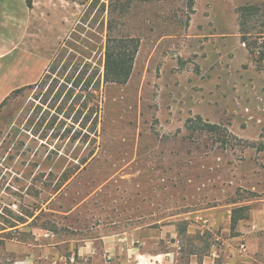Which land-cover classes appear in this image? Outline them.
Returning <instances> with one entry per match:
<instances>
[{
    "label": "rangeland",
    "instance_id": "rangeland-1",
    "mask_svg": "<svg viewBox=\"0 0 264 264\" xmlns=\"http://www.w3.org/2000/svg\"><path fill=\"white\" fill-rule=\"evenodd\" d=\"M68 1L46 72L0 106V264H64L48 245L115 204L155 226L264 199V0ZM108 19L124 83L104 80Z\"/></svg>",
    "mask_w": 264,
    "mask_h": 264
},
{
    "label": "crops",
    "instance_id": "crops-1",
    "mask_svg": "<svg viewBox=\"0 0 264 264\" xmlns=\"http://www.w3.org/2000/svg\"><path fill=\"white\" fill-rule=\"evenodd\" d=\"M68 3L32 0L28 7L26 0H0V105L40 81L67 35ZM217 196L191 216H170L158 226L115 204L107 225L48 245L46 252L56 256L63 246L64 264H264V199ZM241 209L245 215H238Z\"/></svg>",
    "mask_w": 264,
    "mask_h": 264
},
{
    "label": "trees",
    "instance_id": "trees-1",
    "mask_svg": "<svg viewBox=\"0 0 264 264\" xmlns=\"http://www.w3.org/2000/svg\"><path fill=\"white\" fill-rule=\"evenodd\" d=\"M80 3H84L87 2V0H77ZM127 1V0H125ZM28 7H31L32 5V0H26ZM94 0H91L89 3V8H93V6L95 5ZM116 1L115 0H109V5L108 8L112 6V3ZM117 6V3L115 5V7ZM113 28L112 26V20L108 19V21L106 22V30H107V34H106V40H105V52H104V80H109L111 82H126L129 72H130V68H131V62L134 58V52L131 53L128 52V55L126 54L125 50H120V43L122 42H131L130 39L127 38H119L116 39L112 34H111V29ZM33 86H27L23 89H19L17 91H14L11 95L20 93L21 91H23L24 89H30ZM10 95V96H11ZM9 96V97H10ZM7 97L4 102L2 104H4L8 98ZM1 104V105H2ZM0 105V106H1Z\"/></svg>",
    "mask_w": 264,
    "mask_h": 264
}]
</instances>
